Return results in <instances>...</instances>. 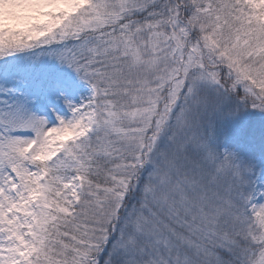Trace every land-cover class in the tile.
I'll use <instances>...</instances> for the list:
<instances>
[{
	"label": "snow or ice",
	"instance_id": "1",
	"mask_svg": "<svg viewBox=\"0 0 264 264\" xmlns=\"http://www.w3.org/2000/svg\"><path fill=\"white\" fill-rule=\"evenodd\" d=\"M0 264H264V0H0Z\"/></svg>",
	"mask_w": 264,
	"mask_h": 264
}]
</instances>
